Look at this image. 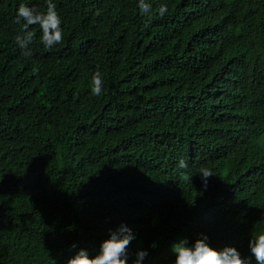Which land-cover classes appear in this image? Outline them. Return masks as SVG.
Segmentation results:
<instances>
[{"label":"trees","instance_id":"1","mask_svg":"<svg viewBox=\"0 0 264 264\" xmlns=\"http://www.w3.org/2000/svg\"><path fill=\"white\" fill-rule=\"evenodd\" d=\"M23 2L0 0V264H63L121 222L145 264L199 232L246 253L264 230V0H151L168 12L147 24L137 0H56L64 40L31 25V57Z\"/></svg>","mask_w":264,"mask_h":264},{"label":"clouds","instance_id":"2","mask_svg":"<svg viewBox=\"0 0 264 264\" xmlns=\"http://www.w3.org/2000/svg\"><path fill=\"white\" fill-rule=\"evenodd\" d=\"M139 14L146 17V24L151 23L152 16L158 14L163 17L168 12V4L161 3L156 13H153L151 0H137ZM14 22L21 25L22 32H17L14 40L21 54L26 57L33 55L30 47L35 33L30 30L31 25H39L41 45L49 50L64 40L63 17L61 16L56 0H46L43 8L31 3V0L20 3L15 10ZM90 93L100 96L104 92V76L97 69L90 78ZM187 159L178 160V168L189 170ZM194 174H189L188 179ZM200 178L206 188L213 170L201 166ZM136 239L132 227L121 222L115 228L108 230V235L102 239L95 250L78 247L76 243L63 264H145L150 255L149 248L137 247L130 249L131 242ZM169 257L166 264H264V230H257L247 236V252L244 253L235 244H224L214 247L210 244V237L205 232L195 236H181L173 241L169 247Z\"/></svg>","mask_w":264,"mask_h":264},{"label":"rangeland","instance_id":"3","mask_svg":"<svg viewBox=\"0 0 264 264\" xmlns=\"http://www.w3.org/2000/svg\"><path fill=\"white\" fill-rule=\"evenodd\" d=\"M260 146H262V147H264V134H263V136L258 140V142H257ZM95 250V249H94ZM165 255V257H167V256H169L170 255V253H169V250L166 252V254H164Z\"/></svg>","mask_w":264,"mask_h":264}]
</instances>
